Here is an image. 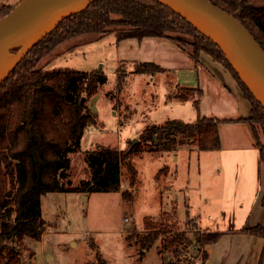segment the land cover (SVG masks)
<instances>
[{"label": "trees", "instance_id": "1", "mask_svg": "<svg viewBox=\"0 0 264 264\" xmlns=\"http://www.w3.org/2000/svg\"><path fill=\"white\" fill-rule=\"evenodd\" d=\"M211 1L239 18L264 47V0ZM10 10L6 9L0 17ZM114 15L121 19L117 20ZM114 24L128 26L117 32V42L129 37H168L189 50L197 64L204 51L227 67L244 96L251 102V115L242 119L249 123L255 143L257 141L261 169L264 143L259 140L256 125L264 134V107L241 80L220 47L186 17L156 0H98L61 22L30 50L0 84V264L19 262L23 242L27 238L42 236L45 231L43 194L55 191L83 194L122 191L123 198L132 203L134 197L127 192L139 182L138 169L130 161L135 155L145 152L162 154L175 151L183 145H193L200 151L222 148L221 119L201 115L200 112L203 89L200 86L177 84L179 91H171L170 96L182 101L193 100L197 111L195 120L173 117L160 124L148 123L140 132L138 141H133L124 149L98 144L85 151L88 177L76 185L71 180H65L67 171L72 167L71 154L81 149L87 129L98 123V114L91 109L87 100L107 82L108 75L103 69H45L38 67V63L62 41L84 32L104 33ZM175 33L194 36V49L190 50L188 43ZM165 71V68L154 62H138L132 70L133 73L149 75ZM117 76L119 88L122 89L126 76L119 67ZM124 161L130 183L126 194L122 189ZM166 171L168 165H164L156 177ZM173 211L170 214L162 210L156 219L146 216L145 232H138L135 226H128L126 238L129 243L138 241L145 249L150 248L161 229L176 224V210ZM241 230L264 238V224L244 226ZM223 233L220 230L203 231L201 242L204 245L216 243ZM92 246L99 260L97 264L105 263L97 244L93 243Z\"/></svg>", "mask_w": 264, "mask_h": 264}, {"label": "rangeland", "instance_id": "2", "mask_svg": "<svg viewBox=\"0 0 264 264\" xmlns=\"http://www.w3.org/2000/svg\"><path fill=\"white\" fill-rule=\"evenodd\" d=\"M19 1L0 0V15ZM124 28L128 26L114 24L104 33L84 32L70 37L38 63V67L45 69H103L108 75L107 82L87 100L98 114V123L87 129L95 145L83 138L81 149L71 154L72 167L65 180H71L74 185L89 175L86 150L98 144L124 149L139 138L148 123L160 124L173 117L187 121L196 119L192 100L182 101L170 96L171 91H179V88L166 74L133 73L135 63H119L115 37ZM175 34L188 43L190 50L194 49V36ZM118 67L126 76L122 89L118 85ZM256 126L259 140L264 143V134ZM130 161L139 172V182L127 192L134 197L132 203L123 198L122 191L43 194L45 231L40 238H27L23 242L20 261L15 264H97L93 243L105 259L103 264H190L200 253L203 231H226L262 220L263 160L259 174L255 172L251 178L239 169L232 153L200 151L193 145L179 146L175 151L162 154L145 152ZM164 165H168V171L157 178L156 174ZM122 170L125 192L130 186L125 161ZM174 209L176 224L161 229L150 248L145 249L138 241L129 243L128 226L145 232L146 216L156 219L162 210L172 214ZM197 264H202V260Z\"/></svg>", "mask_w": 264, "mask_h": 264}, {"label": "crops", "instance_id": "3", "mask_svg": "<svg viewBox=\"0 0 264 264\" xmlns=\"http://www.w3.org/2000/svg\"><path fill=\"white\" fill-rule=\"evenodd\" d=\"M115 45L120 64L154 62L166 69L163 73L173 84L200 86L204 92L200 101L201 115L221 119L219 128L222 148L219 151L232 153L238 160L239 169L247 172L250 178L255 172L259 174V149L249 123L242 119L251 115V102L244 96L232 73L221 62L203 52L201 61L197 64L189 50L183 49L177 41L168 37H129L119 42L115 37ZM91 137L93 135L86 131L83 138L94 146L95 141ZM127 182L129 183V179ZM262 222L264 214L260 222L264 224ZM243 227H231L223 231L216 243L201 244L200 253L190 264H197L201 260L202 264H264V238L243 232Z\"/></svg>", "mask_w": 264, "mask_h": 264}, {"label": "water", "instance_id": "4", "mask_svg": "<svg viewBox=\"0 0 264 264\" xmlns=\"http://www.w3.org/2000/svg\"><path fill=\"white\" fill-rule=\"evenodd\" d=\"M35 1L20 0L0 17V84L30 50L61 22L98 0H41L40 6L34 7ZM156 1L186 17L202 34L216 43L264 107V47L239 18L211 0ZM17 42L22 43L16 47L14 43ZM243 70L253 82L247 79ZM84 100L85 97L82 98ZM137 141L138 138L134 143Z\"/></svg>", "mask_w": 264, "mask_h": 264}, {"label": "bare ground", "instance_id": "5", "mask_svg": "<svg viewBox=\"0 0 264 264\" xmlns=\"http://www.w3.org/2000/svg\"><path fill=\"white\" fill-rule=\"evenodd\" d=\"M41 2H42L41 0H36V1L33 3V6H34V7H38V6H40ZM183 12H184V11H183ZM21 43H22V42L14 43V46L18 47V46L21 45ZM9 56H11V55H9ZM243 73L246 75V77H247V79H248L249 81L253 82L252 79H251V76H250L247 72H245V71L243 70Z\"/></svg>", "mask_w": 264, "mask_h": 264}]
</instances>
